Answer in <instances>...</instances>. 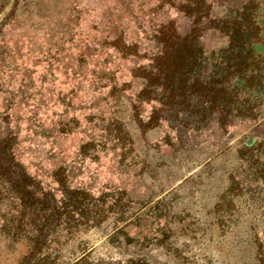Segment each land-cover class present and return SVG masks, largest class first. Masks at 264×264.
<instances>
[{"label": "rangeland", "instance_id": "obj_1", "mask_svg": "<svg viewBox=\"0 0 264 264\" xmlns=\"http://www.w3.org/2000/svg\"><path fill=\"white\" fill-rule=\"evenodd\" d=\"M175 1L13 0L0 23V139L15 141L20 161L36 177L61 165L74 183L95 194L116 190L131 199L167 202L180 229L165 249L152 239L162 219L145 218L146 237L152 239L142 249L148 264H258L264 252V188L251 175L250 158L237 157L236 138L212 129L193 133L181 147L165 125L136 130L127 112H116L109 102L104 106L108 86L101 94L94 88L99 77L128 78L117 48L144 41L140 31L172 19ZM241 1L211 0L212 10L234 9ZM7 2L0 0V10ZM147 112L142 107L132 117L145 119ZM116 115L133 150L120 167L104 134ZM111 228L109 219L98 228L77 229L66 243L59 239L58 253L88 249L94 259L119 263L134 257L131 248L122 252L107 243ZM21 254L0 228V264H15Z\"/></svg>", "mask_w": 264, "mask_h": 264}, {"label": "trees", "instance_id": "obj_2", "mask_svg": "<svg viewBox=\"0 0 264 264\" xmlns=\"http://www.w3.org/2000/svg\"><path fill=\"white\" fill-rule=\"evenodd\" d=\"M7 1L0 23L13 2ZM239 4L213 11L211 0L175 1L172 19L140 31L144 41L117 48L128 64V78L99 77L94 88L99 92L108 86L104 106L109 102L116 112H127L136 130L147 133L165 125L174 141L176 133L181 147L193 133L200 136L215 132L212 129L236 138L237 157L250 158L251 175L264 188V0ZM142 107L148 108L145 119L133 118ZM123 122L118 115L112 117L104 132L111 138L107 149L119 158V167L132 150ZM250 132L257 135L249 139ZM16 149L15 141L0 139V228L21 248L15 264H148L142 249L150 240L165 249L173 243L168 238L180 227H175L177 215L167 202L131 199L116 190L95 194L74 183L77 179L73 182L61 165L36 177ZM147 216L162 219L152 239L146 237ZM109 219L107 243L122 252L131 248L129 255L134 257L119 263L94 259L88 249L69 256L58 253L60 238L66 243L75 230L98 228ZM185 224L184 230L189 223ZM261 254L258 264H264Z\"/></svg>", "mask_w": 264, "mask_h": 264}]
</instances>
